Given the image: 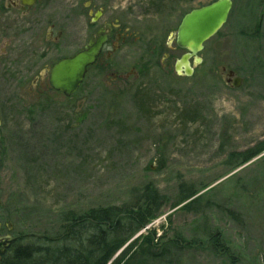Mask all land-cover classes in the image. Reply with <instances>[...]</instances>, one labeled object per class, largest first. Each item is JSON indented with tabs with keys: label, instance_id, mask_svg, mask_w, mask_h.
Wrapping results in <instances>:
<instances>
[{
	"label": "rangeland",
	"instance_id": "374dc122",
	"mask_svg": "<svg viewBox=\"0 0 264 264\" xmlns=\"http://www.w3.org/2000/svg\"><path fill=\"white\" fill-rule=\"evenodd\" d=\"M214 1L187 0L186 9ZM232 1L192 77L155 67L109 90L91 70L73 97L42 95L52 64H20L21 42L12 51L0 43L9 60L0 64V239L14 238L15 250L48 246L65 213L134 204L153 184L164 206L130 242L156 230L201 243L144 264H264V150L230 161L264 146V0ZM182 185L198 192L192 210L183 209L192 199L175 207ZM215 236L217 248L207 243Z\"/></svg>",
	"mask_w": 264,
	"mask_h": 264
},
{
	"label": "flooded vegetation",
	"instance_id": "af4514ba",
	"mask_svg": "<svg viewBox=\"0 0 264 264\" xmlns=\"http://www.w3.org/2000/svg\"><path fill=\"white\" fill-rule=\"evenodd\" d=\"M186 2L0 0V43L12 51L17 42H21L20 64H52L46 68L47 90L42 91V95L48 89L63 94L50 84V72L55 64L96 47V58L87 67L75 95L91 70L105 78L109 90L123 88L140 81L146 70L155 67L166 74L174 72L178 75L175 64L187 53L178 45V31L188 12L197 8L187 11ZM7 53L4 48L1 53L4 59L0 58V64H8ZM198 56L202 59L199 64H202L204 60ZM191 64H196L194 57ZM1 120L0 114V125ZM7 242L6 237L0 239V264L13 252L14 242L6 247Z\"/></svg>",
	"mask_w": 264,
	"mask_h": 264
},
{
	"label": "trees",
	"instance_id": "16d2710c",
	"mask_svg": "<svg viewBox=\"0 0 264 264\" xmlns=\"http://www.w3.org/2000/svg\"><path fill=\"white\" fill-rule=\"evenodd\" d=\"M186 113L193 115L192 112ZM263 150L264 146L256 151L232 154L230 161L236 165L244 164ZM183 187L175 207L192 199L183 207L189 211L198 199L195 198L198 192ZM163 206L164 198L159 189L147 184L134 204L92 208L85 213L69 211L65 213L64 231L59 238L52 239L48 246L27 244L13 249L1 264H144L148 260H167L175 250L193 243L200 244V240L167 239L166 233L157 236L156 230H150L142 237L138 246L139 237L135 239L137 241L130 242L160 215ZM31 236L36 237L34 234ZM39 236L36 238L47 239L44 235ZM211 238L208 245L217 248L218 237Z\"/></svg>",
	"mask_w": 264,
	"mask_h": 264
},
{
	"label": "water",
	"instance_id": "95a60500",
	"mask_svg": "<svg viewBox=\"0 0 264 264\" xmlns=\"http://www.w3.org/2000/svg\"><path fill=\"white\" fill-rule=\"evenodd\" d=\"M232 7V0H217L194 9L185 16L178 31L177 42L181 48L188 52L175 64V71L179 75L190 77L194 74L195 68L191 65L190 59L195 58V65L201 63L202 59L198 57V54L204 49L205 42L227 22ZM97 53L98 47L78 53L74 57L65 58L55 64L50 72L52 88L62 92L66 97H72L80 88L87 67L92 65ZM228 76L232 78L234 71H229ZM233 82L234 86L238 88L242 85L243 79L236 77ZM7 238L6 247L14 240L10 236Z\"/></svg>",
	"mask_w": 264,
	"mask_h": 264
}]
</instances>
